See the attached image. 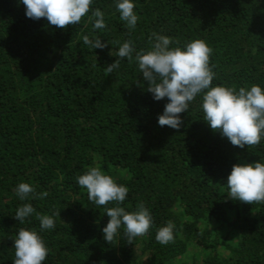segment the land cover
Wrapping results in <instances>:
<instances>
[{
    "label": "trees",
    "instance_id": "1",
    "mask_svg": "<svg viewBox=\"0 0 264 264\" xmlns=\"http://www.w3.org/2000/svg\"><path fill=\"white\" fill-rule=\"evenodd\" d=\"M134 3L130 31L115 0H93L80 24L64 29L26 18L18 0H0V264H13L20 228L41 235L44 264H264V202L232 200L227 188L233 165L264 163V138L231 145L203 120L200 96L179 114L178 131L159 126L169 101L153 99L135 61L136 52L151 50L154 33L173 48L202 40L211 49L212 86L264 88V0ZM95 9L104 29L93 28ZM85 35L107 46L94 50ZM128 40L132 60L117 56ZM97 165L129 189L121 207L150 211L147 234L129 242L121 229L105 242L104 209L116 205H95L76 181ZM21 182L35 198L18 199ZM24 203L35 213L21 224L14 217ZM53 213L55 228L41 231L37 214ZM167 222L174 239L161 245L156 233ZM190 247L200 260L181 262Z\"/></svg>",
    "mask_w": 264,
    "mask_h": 264
},
{
    "label": "clouds",
    "instance_id": "2",
    "mask_svg": "<svg viewBox=\"0 0 264 264\" xmlns=\"http://www.w3.org/2000/svg\"><path fill=\"white\" fill-rule=\"evenodd\" d=\"M93 0H18L25 6L26 18L38 21L46 18L50 26L64 29L69 25L80 24L89 13ZM119 18L126 22L131 31L135 29L138 16L134 0H115ZM92 16L96 19L93 28H105L104 13L95 9ZM151 50L135 53V61L143 78L148 82L147 91L155 101L168 99L163 113L157 117L158 125L179 130L182 120L179 114L188 112L190 104L201 97L200 107L203 120L208 126L227 138L231 145L243 149L257 145L264 138V88L253 84L240 87L212 86L214 72L209 66L211 49L202 40L188 42L181 47H170L172 39L165 35L153 34L150 38ZM83 43L94 50H103L107 45L99 37H83ZM133 42H123L117 51L120 58L133 59ZM119 67V61L106 68L112 73ZM202 94V95H201ZM79 186L87 191L89 201L97 206L114 203V207H105L108 220L102 229L103 239L111 243L121 229L129 242L147 234L153 225L150 211L140 204L136 211H126L120 205L127 199L129 189L118 184L106 174L99 165L90 167L87 172L76 178ZM230 199L252 204L264 202V163L235 164L227 177ZM19 200L35 198V189L29 183H19L15 189ZM47 192L39 194L46 197ZM35 213L30 203H24L16 211L14 219L23 224ZM53 215L37 214L41 231L55 228ZM174 224L167 222L156 233V240L167 245L174 239ZM15 259L13 264H44L49 249L37 231L20 228L14 239Z\"/></svg>",
    "mask_w": 264,
    "mask_h": 264
},
{
    "label": "rangeland",
    "instance_id": "3",
    "mask_svg": "<svg viewBox=\"0 0 264 264\" xmlns=\"http://www.w3.org/2000/svg\"><path fill=\"white\" fill-rule=\"evenodd\" d=\"M241 164H249V163L244 161ZM224 253L227 254V252ZM199 257H201V254H199L196 249L190 247L187 253L181 258V262H191L193 258L200 260Z\"/></svg>",
    "mask_w": 264,
    "mask_h": 264
}]
</instances>
